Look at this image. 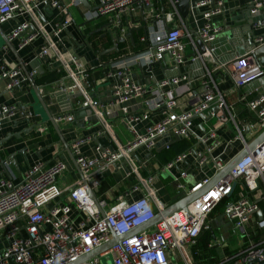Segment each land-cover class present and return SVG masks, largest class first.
<instances>
[{
    "label": "built area",
    "instance_id": "obj_1",
    "mask_svg": "<svg viewBox=\"0 0 264 264\" xmlns=\"http://www.w3.org/2000/svg\"><path fill=\"white\" fill-rule=\"evenodd\" d=\"M88 1L96 10L90 16H85L86 19H104L112 23L111 31L117 35L118 49L119 45L131 41L128 30L129 19L132 18L128 16L127 19L126 15L136 7L148 6L151 2ZM169 1L178 12L175 8L178 0ZM253 2V12L264 7V0ZM209 3L212 4V0H197L191 5V11H199ZM222 4L220 2L216 8L206 12L205 22L195 30L188 28L182 16H179L181 24L171 27L158 21L154 27L148 28L147 35L140 36V41L148 44L145 49L128 51L120 58L103 64L101 62L98 68L102 70L105 65L107 68L95 79L93 73L98 68L90 66L80 56L75 46L79 41L72 33L75 19L70 13V5L79 7L82 5L80 0H74L70 5L63 0H0V23L18 20L10 39H19L22 48L42 37L39 56L48 59L50 69L64 72V76L57 81L38 86L41 92L44 95L75 96L77 106L90 110L101 126V133L115 146L110 149L97 144L96 155L90 157L82 151L81 146L92 142V137L78 135L70 149L81 177L66 182L62 187L59 181L67 173L68 167L59 159L52 164H34L20 182L0 178V264H72L109 243L114 237L124 238L111 248L77 264H195L192 248L196 246L202 230L210 228L207 223L210 214L224 201V213L232 221L233 229L246 232L247 224L252 215L260 210V206L247 196L237 199L231 196L235 190L234 184L241 180L247 190H255L260 186L264 179V144L250 151L226 177L206 189L187 209L178 210L153 226L135 231L155 218V206L159 212L164 210L156 197L154 176L143 177L134 162L138 149L155 151L158 139L165 135L184 140L193 138L196 146L201 145V148L193 146L185 149L165 167L171 168L186 162L191 156L198 168L212 163L220 172L227 164L215 153L224 140L214 128L204 133L198 132L194 123L197 117L214 107L220 110H213V114L227 112L229 121L235 125V139L243 142L245 148L249 146L245 136L246 127L237 123L226 94L207 65L209 60L217 62L213 57L216 50L214 42L222 28L212 23L211 17L223 12ZM44 7L59 12L60 18L48 21L43 13ZM121 24L123 26L119 27ZM114 26L118 27L117 30H114ZM79 29L86 39V28ZM197 40L208 44L209 60L201 52ZM259 40L263 42V38ZM188 51H192L191 55H188ZM166 54L170 55L177 67L197 61L203 63L204 72L198 84L194 86L187 74L154 78L151 66L164 61ZM1 64L0 80L9 81L6 85L8 90L22 89L28 79L37 75L34 71L26 76L20 66L10 65L5 59H2ZM232 68L231 74L238 88L253 81L261 71L249 53L240 57ZM139 69L143 73L146 69L149 82L134 79ZM188 96L192 100L183 102ZM248 107L256 114V122L250 128L257 133L264 131V95L248 102ZM18 112L27 119L32 116L29 109H21L18 105L1 107L0 129ZM73 114L74 111L68 110L57 115L55 121L70 120ZM157 114L160 115L158 120H154L143 132L139 131L141 122L152 120ZM117 117L123 119L131 132V138L126 142H122L113 130L112 121ZM42 126L39 124L38 127ZM120 162L131 166V172L138 176V183L115 201L93 199L87 184H91L92 189L98 187V179L104 172ZM187 177L186 170L174 176L179 191L184 189ZM209 183V178L197 182L190 193L204 189ZM141 188L143 194L135 197L134 193ZM75 212L82 217H77ZM258 225L264 227V219ZM254 261L255 264H264V239L250 242L222 264H248Z\"/></svg>",
    "mask_w": 264,
    "mask_h": 264
},
{
    "label": "crops",
    "instance_id": "obj_2",
    "mask_svg": "<svg viewBox=\"0 0 264 264\" xmlns=\"http://www.w3.org/2000/svg\"><path fill=\"white\" fill-rule=\"evenodd\" d=\"M72 1L74 0H63L67 5H70ZM196 1L191 0L192 4ZM212 1H214L215 7L212 8V4L209 3V5L199 11H191L188 19H183V21L190 30H195L198 25H202L205 22V13L210 12L220 2H223V12L211 17V22L222 28L214 42L216 50L213 57L217 62H210L208 59L207 65L219 82L221 90L226 94L227 102L234 110L237 123L241 127H246V140L248 144H251L261 132L257 133L250 128L256 122V114L250 110L248 102L260 95H264V71L261 70L253 81L240 88L236 87L231 72L233 64L240 58L235 55V51L247 48L250 45L252 36L263 38V42L259 38L253 40L257 45H264V7L257 12H253V0ZM146 7L151 8L145 11V20L143 19V13L139 10V6L131 14H128L133 16V19H129V26L135 35H144L142 26L154 27L158 21H162L168 27L181 24L179 19L181 14L173 8L169 0H151ZM91 12L90 9L82 5L79 7L70 5V13L75 19L72 33L79 41V44L75 45L76 50L90 66L98 68L102 62L101 56L112 51L106 52L104 45L101 44L98 45L99 50L96 51L91 45L89 38L94 36L93 38L101 40L100 42L105 44L109 43V41L112 42V40L109 35V29L102 27L107 23L104 19L92 21L86 19L85 16H90ZM43 13L48 21H55L60 18L58 16H61L59 12H52L47 7L43 8ZM171 17L173 21H170ZM152 21H155V24H152ZM17 25L18 20L0 23V74L2 72L1 61L5 59L10 65L20 66L24 75L27 76L34 71L37 72V75L28 79L22 89L15 90L6 88L8 80H0V108L6 105H18L25 106L32 112L29 120L18 112L11 120L6 121L0 129V178L4 177L20 182L24 174L34 164L39 162L52 164L59 159L68 167L67 173L59 181L62 187L66 182L69 183L81 177V171L70 149L72 142L78 135L92 137V142L84 143L81 146L82 151L90 157L96 155L95 145L97 144L103 148L110 149H114L115 146L101 133V126L94 116L80 113L81 108L77 106L75 96L69 94L44 95L41 92L36 79L46 71L53 70L49 68L48 59L39 56L43 38L38 37L21 48L19 39H10V35ZM81 27L86 28L88 35L86 39L80 32L79 28ZM94 30L100 31L90 34ZM191 53L192 51H188V55H191ZM262 58L264 59V55ZM106 68L105 65L101 73ZM203 70V63L199 61L177 67L170 55L166 54L165 60L155 65L152 75L156 79H163L187 74L190 80L193 81L194 86H196L198 79L204 72ZM148 78L149 74L146 69L145 73L139 69L134 75V79L144 83L150 81ZM32 81L36 83L37 89L34 88ZM104 92L107 91L105 90ZM41 100L44 101L45 105L41 103ZM191 100V96H188L183 102L188 103ZM68 110L74 111V117L67 121H55L58 125V130L49 117L55 119L57 115ZM204 115L206 117L210 115L211 118L207 120L202 116L197 117L194 121L195 128L200 133H204L209 128H214L218 131L224 143L216 151L215 155L220 156L226 164L240 152L247 149L244 147L243 142L235 139V125L229 121L227 112L213 114V110H209ZM159 118L160 115L157 114L152 117V120L141 122L138 125L139 131L143 132L148 125ZM39 124H43L42 128L38 127ZM112 127L122 142H126L131 138V132L122 118L117 117L113 120ZM193 146H196L193 138L175 141L173 136L165 135L158 139L155 151L149 152L144 148H140L134 155V162L139 166V173L143 177L154 176L156 197L163 204L164 210L175 203L182 202L197 182L205 178H209L211 182L219 174L212 163L203 168H198L195 164V159L191 156L187 158L186 162L179 163L171 168L165 167L177 154ZM196 147L201 148V145ZM131 170V166L125 162L113 165L101 177L96 197L105 198L111 202L124 196L139 181L137 174L131 172ZM181 170H186L188 177L184 180V189L179 191L174 183V176H179ZM142 194L143 189L141 188L134 193V196L140 197ZM241 196H247L257 202L260 206L259 211L262 212V217L258 215L259 211L254 213L246 226V232L243 233L233 229L232 221L224 213V206L212 212L207 219L210 228L203 229L198 238L203 239L205 242L207 239L205 236L210 235V243L213 244L211 246L209 244L210 251L206 250L208 251L207 254L211 253V257L207 256L203 260L204 263L211 262L214 259H219L223 263L228 258L239 253L250 242L264 239V227L258 225L264 219V179L261 180L260 186L255 190H247L244 182L242 180L239 181L231 198L237 199ZM155 209L157 214L160 213L156 206ZM75 215L79 218L82 217L77 212H75ZM241 240L242 243H240Z\"/></svg>",
    "mask_w": 264,
    "mask_h": 264
},
{
    "label": "water",
    "instance_id": "obj_3",
    "mask_svg": "<svg viewBox=\"0 0 264 264\" xmlns=\"http://www.w3.org/2000/svg\"><path fill=\"white\" fill-rule=\"evenodd\" d=\"M82 6L90 9L91 11H95L96 8L92 6V4L89 3L88 0H80ZM191 5H192V2L191 0H178L176 3H175V8L178 10V12H180L182 18L184 20H187L189 15H190V12H191ZM214 6V1H212V7ZM151 7H146V6H141L139 7V10H141V12L143 13V19L145 20L146 17H145V11L147 10H150ZM131 14V13H130ZM127 16V19H128V16L130 18L133 19V16L131 15H126ZM126 19V21H127ZM152 24H155V21H152ZM111 26H112V23L108 22L106 24H104L102 27L104 28H109V34L111 36V39H112V42H113V46L108 48V49H105L106 52H110V51H113V50H118V44H117V41H118V38H117V35H114L111 31ZM123 24H121L119 27H122ZM118 27L114 26V30H117ZM148 28L149 26L146 25V26H142V29H143V32L145 35H147L148 33ZM100 30H94L93 32H91L90 34H93V33H96V32H99ZM128 35L130 36V39L131 41L133 42L134 41V37H133V30L132 28H129L128 30ZM259 36L255 37V36H252V39L250 40V45L245 48L244 50H237L235 51V55L236 56H239V57H242L244 55H246L247 53H249V55H251L255 60H256V63H257V66L260 70H263L264 71V59L262 58V56L264 55V45H257L256 42H254L253 39H258ZM197 44L199 45L200 47V50L201 52L205 55V58L206 59H210V55L208 54V44H206L205 42H203L202 40H197ZM244 51V52H242ZM158 63H162L161 62H158ZM157 64V63H156ZM156 64H153L151 66V68H154ZM33 82V86L34 88L37 89V85L34 81ZM15 90V89H14ZM41 103L43 105H45L44 101L41 100ZM27 107L25 106H21V109H26ZM213 110L215 112H219V108L218 107H214ZM80 113L82 115H85V114H91L90 110L88 108H81L80 109ZM204 118H206L207 120H209L211 118V116L209 115L208 117H206V115H202ZM50 121L53 123V125L58 129V125L56 124L55 122V119L53 117H49ZM29 120V119H27ZM59 130V129H58ZM175 141H180V138H177L175 137ZM264 144V131H262L260 133V135L257 137V139L252 142L251 144H249L248 148L243 150L242 152H240L235 158H233V160H231L223 170H221L219 172V174L203 189V190H200V191H197V192H193V193H189L188 195H186V197L184 198V200L182 202H178V203H175L173 204L172 206H170L169 208H166L165 210H163L162 212L158 213L155 218L150 221L149 223L145 224V225H142L140 227H138L135 231H139V230H142L148 226H153L154 224H156L157 222L161 221L164 217L178 211V210H181V209H187L188 205L190 203H192L195 199H197L206 189L210 188L211 186H213L214 184H216L218 181H220L222 178L226 177L230 172L231 170L237 165V163L242 159L244 158L246 155L249 154L250 151H253L255 150L256 148H258L259 146L263 145ZM100 179H98V183H100ZM87 186L89 187L90 189V194H91V197L93 199H97L96 197V193L98 191V188L95 187L94 189L91 188V184H87ZM237 186V183L234 184V189L236 188ZM258 215L260 217H262V212L259 211L258 212ZM122 238L124 237H114L113 240H111L109 243L105 244L104 246H102L101 248L93 251L92 253L86 255L85 257H83L82 259H80L78 262L76 263H72V264H77L79 262H82V261H85V260H88L96 255H98L100 252L104 251V250H107L109 248H111L113 245L117 244ZM256 261L254 262H250L248 264H255Z\"/></svg>",
    "mask_w": 264,
    "mask_h": 264
},
{
    "label": "trees",
    "instance_id": "obj_4",
    "mask_svg": "<svg viewBox=\"0 0 264 264\" xmlns=\"http://www.w3.org/2000/svg\"><path fill=\"white\" fill-rule=\"evenodd\" d=\"M94 36H91L89 38L91 45L94 47V49L97 51L99 50L98 45H104L105 49L109 48L110 45L105 44L104 42H100L101 40L95 39L93 38ZM147 42H141L140 41V36L139 35H135L134 34V41L133 42H129V43H124L119 45V49L118 50H114L111 53L108 54H104L103 56H101L102 58V64L103 63H107L110 60L113 59H117L122 57L123 55L127 54L128 51H133V52H137L140 50H143L146 48L147 46ZM100 72V73H98ZM94 78H99V76L101 75V70L100 68H98L97 72L93 73ZM64 76V72L61 70H52V71H46L42 76H40L39 78L36 79V83L39 86L42 85H48L50 83H53L55 81H57L58 79L62 78ZM165 154V153H163ZM235 199V198H233ZM224 202H222L215 210L220 209L224 206ZM205 238H207L205 240V242L203 241V239H198V242L196 244V246H194L192 248V253H193V257H194V261L195 264H219L221 263V261L219 259H214L211 262L208 263H204L203 260L208 256L209 258L211 257V253L209 252L207 254L208 251H210L209 248V244L211 242V236L207 235L205 236ZM208 250V251H206ZM222 264V263H221ZM227 264V263H226Z\"/></svg>",
    "mask_w": 264,
    "mask_h": 264
},
{
    "label": "rangeland",
    "instance_id": "obj_5",
    "mask_svg": "<svg viewBox=\"0 0 264 264\" xmlns=\"http://www.w3.org/2000/svg\"><path fill=\"white\" fill-rule=\"evenodd\" d=\"M109 36V35H108ZM112 40V39H111ZM108 43V42H107ZM108 45H110V46H113V43L111 42V41H109V43H108ZM109 46V47H110ZM241 238V237H240ZM240 243H242V240H241V242Z\"/></svg>",
    "mask_w": 264,
    "mask_h": 264
}]
</instances>
